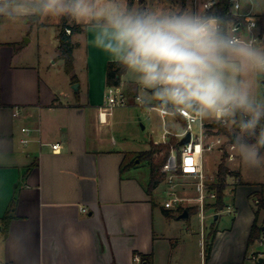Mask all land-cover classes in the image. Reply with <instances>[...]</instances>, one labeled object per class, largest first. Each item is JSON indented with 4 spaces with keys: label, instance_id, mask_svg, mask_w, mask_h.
<instances>
[{
    "label": "crops",
    "instance_id": "crops-1",
    "mask_svg": "<svg viewBox=\"0 0 264 264\" xmlns=\"http://www.w3.org/2000/svg\"><path fill=\"white\" fill-rule=\"evenodd\" d=\"M45 27L44 17L37 22L0 17V264H134L135 253L147 256V264H191L185 240L191 226L170 231L166 224L189 219L191 214L181 215L195 206L166 209L158 191L164 184L166 192L167 183L151 190L150 166L144 170L138 157L152 142H161L130 136L126 120L114 109L107 123L100 121L109 60L91 61L83 32L72 36L77 81L65 70L59 39L56 55L64 75L56 77L44 66L39 39L33 47L31 33ZM124 77L120 87L133 97L136 85ZM23 137L29 138L27 144ZM54 143H60L57 151ZM239 178L232 185L233 223L212 225L210 231L217 233L208 257L202 249L201 262L260 264L249 258L254 244L248 247L255 185L243 183L240 173ZM13 201L4 236L2 219ZM205 221L200 219L202 245L211 242ZM259 243L264 247V239ZM259 252L264 250L253 253Z\"/></svg>",
    "mask_w": 264,
    "mask_h": 264
},
{
    "label": "clouds",
    "instance_id": "clouds-1",
    "mask_svg": "<svg viewBox=\"0 0 264 264\" xmlns=\"http://www.w3.org/2000/svg\"><path fill=\"white\" fill-rule=\"evenodd\" d=\"M217 2L0 0V17L69 18L82 25L94 47L134 76L145 93L143 106L238 130L233 150L245 167L260 169L264 95L256 87L257 77L264 76V45L256 34L264 0H230L226 15L215 11Z\"/></svg>",
    "mask_w": 264,
    "mask_h": 264
},
{
    "label": "rangeland",
    "instance_id": "rangeland-1",
    "mask_svg": "<svg viewBox=\"0 0 264 264\" xmlns=\"http://www.w3.org/2000/svg\"><path fill=\"white\" fill-rule=\"evenodd\" d=\"M165 2L169 5H183V0H165ZM145 0H133V5L142 6L144 5ZM44 21L47 23V27L34 29L32 31V35L34 36V41L32 46L35 45L36 42L40 43V53L42 54L43 64L47 68H51L52 72L56 75V77L60 75H64L63 72V61L60 58H57L56 51L58 47V30L60 28V19L56 18H48L44 17ZM75 22V21H72ZM71 22V23H72ZM86 36L89 38V51H90V59H97V60H105L109 59L108 55L104 53L102 50L96 48L92 44V34L86 31L83 35L84 38ZM34 47V46H33ZM78 54H82V59L79 60V65L84 61V55L86 54L85 48L82 49ZM56 63H53L54 61ZM125 81H133L136 85V95L141 96L144 98L145 93L137 84L134 76L130 72H126L124 74ZM256 91L260 95H264V76L257 77V87ZM133 97L135 95H132ZM155 103V102H153ZM114 110L121 112L123 115L122 117L126 120V125L124 128H128V133L130 136H135L137 140H146L148 142L151 141H162V133L164 131V124L163 121L166 122L168 128L182 132L185 129V126L182 123L176 121V119L171 116L167 115L164 119L161 116L160 112L155 107H145L143 105H128V106H119L114 108ZM227 130L231 131L232 129L225 127ZM132 130V131H131ZM131 132H133L131 135ZM195 133H198V125H194ZM139 134L140 137L137 136ZM221 134V133H220ZM223 140L225 141L223 144V150H213V151H206L204 153V167L205 171L210 179L213 182V185H217L219 182L217 176V170L220 162L222 161V157H224V163L228 166L231 170H233L236 174H241L243 183L247 184H254L255 191H259L263 187V195H264V167L260 169H249L243 165L241 159L237 152L233 150L232 143L229 142V137L227 134L223 133ZM140 138V139H139ZM139 157V156H138ZM143 169H148L149 162L144 160L142 163ZM240 180L239 175H228L226 177V188H225V203L226 207L218 213L220 215V219L218 222L215 223V209L209 208L206 210V233L212 228V225H218L220 228L231 227L233 223L234 216L236 211L234 210L233 198H234V188L233 184H237ZM211 182V183H212ZM164 184L160 186L159 192V199L164 203L165 199L167 198V192L163 191ZM185 189L187 191H192L190 185H186ZM193 192V191H192ZM193 195V193H191ZM250 205L257 209V197L255 194H251L249 199ZM229 206V207H228ZM255 209V210H256ZM167 217V216H166ZM260 217L263 220L264 211L261 212ZM169 218V217H167ZM200 213L197 211L196 213L191 214L189 219H179L173 220V224L169 225L166 224V228L171 231H176L180 227H185V229L190 227V236H186V246L190 252V261L191 264H202L201 256H202V249L206 250L208 241L205 244V241L201 240V224H200ZM178 221V222H177ZM262 222V221H261ZM186 233V231H185ZM204 238V236H203ZM262 238L259 240L261 241ZM259 241L255 242L254 245L249 250V256L252 255L253 252L256 251H263L264 247L259 243ZM255 263V262H254Z\"/></svg>",
    "mask_w": 264,
    "mask_h": 264
},
{
    "label": "built area",
    "instance_id": "built-area-1",
    "mask_svg": "<svg viewBox=\"0 0 264 264\" xmlns=\"http://www.w3.org/2000/svg\"><path fill=\"white\" fill-rule=\"evenodd\" d=\"M237 23L240 22L238 21ZM258 28L259 31L256 34L257 42L260 45H264V23L262 22L261 15L258 16ZM67 32L70 33L71 30L67 29ZM132 104L142 105L143 98L139 95H135L134 97L128 96L120 86L108 87L104 106L99 113V119L101 122L107 123V117L112 114L114 108ZM155 108L160 112L163 119L167 115H171L185 126L184 131L177 132L169 129L166 122L163 121L164 131L161 143H170L173 137L178 141V147L172 146L171 152L162 168L165 174L164 181L167 183L166 192L168 194L163 206L166 209L195 206L198 208L201 222L203 223L206 218V210L211 208L210 205L215 203L217 199V191L212 187L213 182L210 181L205 171L204 153L206 151L223 150L225 142L223 135H221L223 133H215L216 129L209 127L210 124L215 122L214 120L200 122L196 121L187 112L177 116L166 113L159 107ZM15 114H18V111ZM194 125H198V133H195ZM22 130L27 133L30 132V129L26 127L22 128ZM211 130L214 133H211ZM188 133L190 134V140L181 145L180 140ZM21 142L27 144L29 138L23 137ZM52 148L54 151H57L60 148V143H54ZM186 185L191 186L193 195L187 193L188 191L185 189ZM261 257H264V252H259L258 254L252 253L249 258L251 261L257 263ZM133 261L134 264H147L144 262L142 255L138 253L134 254ZM202 264L209 263L203 260Z\"/></svg>",
    "mask_w": 264,
    "mask_h": 264
},
{
    "label": "trees",
    "instance_id": "trees-1",
    "mask_svg": "<svg viewBox=\"0 0 264 264\" xmlns=\"http://www.w3.org/2000/svg\"><path fill=\"white\" fill-rule=\"evenodd\" d=\"M130 4H133V0H129ZM231 4L230 0H219L218 3L215 5V11L220 15H226L229 13ZM40 18L31 20L32 22H37ZM262 22L264 23V14L261 15ZM69 18H61V24H60V31L58 34L59 39V56L64 60V66L65 70L68 74L71 75L72 81H77V76L74 73L75 70V57H74V48L76 44L72 41V36L75 33H85V28L76 23L72 22ZM67 29H70L71 32L68 33ZM127 72L126 69L122 67H118L114 62L109 61L107 65V86L108 87H114V86H120L122 82V76ZM211 128H215V133H225L229 137V142H233L234 134L238 130H227L225 127L219 125L217 122H214L209 125ZM211 133L212 130L210 131ZM251 142V141H250ZM178 147V141L176 138H172L170 143L167 144H151V148L147 151H143L139 154L140 160H147L149 162L150 166V188L151 190L155 189L163 180H164V172L162 171L163 165L168 157V155L171 152L172 146ZM226 155V154H225ZM222 157V161L220 162L217 170V176L219 179V182L217 185H213L212 187L216 189L217 191V199L215 203L210 205L211 208L215 209L217 212L220 210H223L226 207L225 203V188H226V177L228 175H239L236 174L233 170H231L226 164L224 163V157ZM252 194H255L257 197V209L255 210V219L248 237V247L255 242L259 241L264 234V217L262 222L259 221L260 214L262 211H264V195H263V187L257 191L253 192ZM15 210V202L13 201L9 207V209L6 211L2 223H3V233L4 236H7L10 229V224L13 219V211ZM187 211L189 214L195 213L198 211L197 207L194 208H187ZM167 214L170 216L169 212ZM217 229H212L210 231L209 237H210V243H208L206 252L207 257L209 255L212 242L216 236ZM142 255V254H141ZM143 260L145 263L148 262V258L145 255H142ZM260 264H264V261Z\"/></svg>",
    "mask_w": 264,
    "mask_h": 264
},
{
    "label": "water",
    "instance_id": "water-1",
    "mask_svg": "<svg viewBox=\"0 0 264 264\" xmlns=\"http://www.w3.org/2000/svg\"><path fill=\"white\" fill-rule=\"evenodd\" d=\"M78 87V83H75L74 84V88L77 89ZM190 140V134L188 133L185 137H183L181 140H180V144H185L187 143L188 141ZM182 217H188L189 216V213L187 210L184 211V213L181 215ZM264 261V258L261 257L258 261V263H262Z\"/></svg>",
    "mask_w": 264,
    "mask_h": 264
}]
</instances>
